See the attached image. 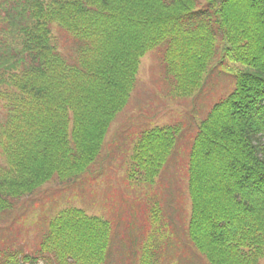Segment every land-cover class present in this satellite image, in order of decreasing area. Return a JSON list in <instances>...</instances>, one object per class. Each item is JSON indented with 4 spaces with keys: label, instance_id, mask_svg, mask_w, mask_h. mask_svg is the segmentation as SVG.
<instances>
[{
    "label": "trees",
    "instance_id": "trees-1",
    "mask_svg": "<svg viewBox=\"0 0 264 264\" xmlns=\"http://www.w3.org/2000/svg\"><path fill=\"white\" fill-rule=\"evenodd\" d=\"M158 50L171 95H194L218 68L235 79L191 143L181 122L132 136L126 173L139 184L155 183L188 144L184 228L159 199L140 237L129 221L122 230V220L72 206L34 251L1 246L0 264L261 263L264 0H0V214L55 177L86 173L131 103L143 58Z\"/></svg>",
    "mask_w": 264,
    "mask_h": 264
},
{
    "label": "rangeland",
    "instance_id": "rangeland-1",
    "mask_svg": "<svg viewBox=\"0 0 264 264\" xmlns=\"http://www.w3.org/2000/svg\"><path fill=\"white\" fill-rule=\"evenodd\" d=\"M58 35L63 37L59 32ZM162 74L159 50L149 52L143 58L131 103L112 124L103 153L85 171L87 176L76 183H60L55 177L37 193L20 199L16 210L8 212L11 215L0 214V247L13 244L25 252L34 251L48 221L58 211L72 206L83 207L111 220H122V230L127 229L129 221L128 233L135 231L140 237L144 233L143 226L148 230L152 228L148 216L155 199H159L168 215H176L179 228H184L191 208L182 180L188 144L183 142L176 149L172 164L155 183L139 184L126 173V162L132 153V136L149 125L172 122H183L188 131L194 132L211 106L234 88L235 79L218 68L207 76L204 86L194 95L179 97L169 93ZM3 120L4 113L0 109V123ZM3 160L0 153V164ZM13 218H17V222L10 224ZM22 226L27 227L23 235L19 233ZM183 249L190 247L184 245ZM182 251L186 256L190 254ZM260 264H264V258Z\"/></svg>",
    "mask_w": 264,
    "mask_h": 264
}]
</instances>
